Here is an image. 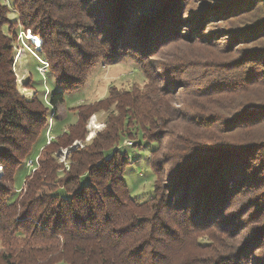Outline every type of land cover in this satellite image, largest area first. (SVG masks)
<instances>
[{"label":"trees","instance_id":"trees-1","mask_svg":"<svg viewBox=\"0 0 264 264\" xmlns=\"http://www.w3.org/2000/svg\"><path fill=\"white\" fill-rule=\"evenodd\" d=\"M196 1L13 0L16 27L41 38L61 89L44 101L17 89L18 30L0 0V264H22L14 242L37 264L45 250L38 241L56 243L68 264H264V0ZM179 41L196 51L193 59L178 53L155 62ZM133 51L149 56L147 78L163 84L154 102L163 101L169 133L179 134L151 163L154 195L131 196L120 145L73 151L66 173L47 146L20 198L8 183L29 160L36 164L30 157L50 109L56 115L99 62ZM176 92L183 105H172ZM204 234L209 243L199 241ZM188 240L197 252H183Z\"/></svg>","mask_w":264,"mask_h":264},{"label":"rangeland","instance_id":"rangeland-1","mask_svg":"<svg viewBox=\"0 0 264 264\" xmlns=\"http://www.w3.org/2000/svg\"><path fill=\"white\" fill-rule=\"evenodd\" d=\"M3 1L9 9L8 20L13 33L14 30H18L17 36L13 34L15 39L13 70L17 78V89L29 99L38 93L47 101L54 91L61 89L56 85L54 75L49 72V63L44 62L40 53L41 38L37 37L40 43L27 38L30 30L24 32L22 26L16 27L20 20L13 0ZM159 51L161 52L155 57L157 64L163 63L167 55L180 53L185 58L193 59L196 53L192 47L180 41ZM148 58L149 56H142L133 51L113 63L101 61L89 72L82 88L65 93L64 102L56 108V115L53 116V109H50L49 129L33 148L30 158L35 159L36 164L30 166L28 161L27 167H23L15 177V182L8 183L15 194L22 193L25 187L24 179L37 169L40 152L47 146L61 167L60 173H66L71 166L70 155L73 151L92 148L98 151L96 153H100L102 150L120 145L130 159L124 180L131 196L143 202L154 195L157 176L152 170L151 163L163 151L171 150V144L177 140L179 134L169 133L172 125L168 123L169 120H164L166 107L163 101L160 106L154 102L160 96L157 87L163 84L147 78L143 65L149 62ZM162 88L164 91L165 86ZM169 98L172 105H183L184 98L180 93H173ZM131 113L137 114V117L133 118ZM163 136H165L163 142L166 141V144L160 147L158 139H163ZM0 168L1 180L3 169L2 166ZM165 173L169 175L171 171L165 170ZM208 239L209 237L204 234L199 241L209 243ZM34 244L45 249L43 252L37 251L41 252L37 254V264H68L60 261V258L57 259L59 250L55 248L56 243L38 241ZM0 245H4V242H0ZM12 246L18 254L16 260L22 264H29L30 258L24 256L28 251L27 246L15 242ZM183 247V252H197L192 240H188ZM210 255L212 254L205 251L204 260H208ZM23 256L25 259L22 260ZM183 260L177 258L174 264H181Z\"/></svg>","mask_w":264,"mask_h":264},{"label":"bare ground","instance_id":"bare-ground-1","mask_svg":"<svg viewBox=\"0 0 264 264\" xmlns=\"http://www.w3.org/2000/svg\"><path fill=\"white\" fill-rule=\"evenodd\" d=\"M28 35H29V36H28ZM28 35H27V38H29V39H30V38L34 39V35H33V33H32L31 31L28 32ZM32 39H31V40H32ZM37 41H38V43H40L39 39H37ZM0 171H1V168H0Z\"/></svg>","mask_w":264,"mask_h":264},{"label":"built area","instance_id":"built-area-1","mask_svg":"<svg viewBox=\"0 0 264 264\" xmlns=\"http://www.w3.org/2000/svg\"><path fill=\"white\" fill-rule=\"evenodd\" d=\"M29 165L30 166L34 165V162L32 160H29Z\"/></svg>","mask_w":264,"mask_h":264}]
</instances>
